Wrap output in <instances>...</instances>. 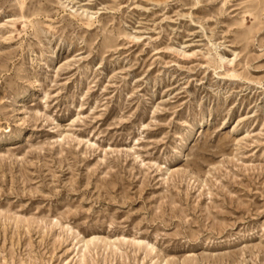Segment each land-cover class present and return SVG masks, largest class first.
<instances>
[{
    "label": "rangeland",
    "instance_id": "rangeland-1",
    "mask_svg": "<svg viewBox=\"0 0 264 264\" xmlns=\"http://www.w3.org/2000/svg\"><path fill=\"white\" fill-rule=\"evenodd\" d=\"M0 264H264V0H0Z\"/></svg>",
    "mask_w": 264,
    "mask_h": 264
}]
</instances>
